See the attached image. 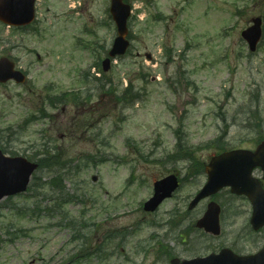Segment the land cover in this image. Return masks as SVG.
<instances>
[{
    "label": "rangeland",
    "instance_id": "rangeland-1",
    "mask_svg": "<svg viewBox=\"0 0 264 264\" xmlns=\"http://www.w3.org/2000/svg\"><path fill=\"white\" fill-rule=\"evenodd\" d=\"M130 1L132 55L113 63L105 76L95 64L105 58L116 37L110 21L111 26L98 27L109 19V0H47L39 6L41 19L27 33L0 24V57H9L29 74L26 85L0 84V142L5 139L10 154L37 160L41 145L52 136L55 143L50 145L66 153L73 166L81 160L85 172H65L67 193L78 190L81 199L67 211L78 220L86 209V221L103 223L97 231L84 232L97 234L94 243H103L104 235L114 238L104 258L77 259L67 222L40 213L51 207L45 194L52 193L50 183L56 176L40 171L36 178L44 184L42 192L0 206V264H169L173 258L204 257L222 248L252 255L264 246V229L253 232L250 226V202L228 189L213 199L223 209L217 240L194 231L210 200L189 211L207 181L205 165L222 150L206 147L209 142L225 135L229 151L255 150L264 140V42L250 57L241 37L252 19L264 18V0ZM70 5H80L76 14ZM89 30L94 35H88ZM165 45L172 49L170 61ZM88 70L100 79L90 85L95 89L90 100L75 102L73 95L56 111L48 106V97L84 88L82 76ZM178 71L190 78V88ZM141 75L147 76L145 81ZM130 83L142 101L123 110L121 96ZM42 109L50 119L16 130ZM180 126L181 143L175 134ZM8 128L19 135L9 140ZM200 146L205 148L197 149ZM88 156L95 157L96 165ZM172 156L177 160H170ZM175 172L183 180L181 189L156 213H145L142 207L152 197L154 183ZM92 195L94 204L84 207L81 201ZM20 229L26 236L14 239ZM141 247L149 253H140Z\"/></svg>",
    "mask_w": 264,
    "mask_h": 264
},
{
    "label": "water",
    "instance_id": "water-1",
    "mask_svg": "<svg viewBox=\"0 0 264 264\" xmlns=\"http://www.w3.org/2000/svg\"><path fill=\"white\" fill-rule=\"evenodd\" d=\"M35 0H0V20L14 26L27 25L33 21ZM115 21L118 27V37L115 40L110 56L115 58L124 55L129 48L128 18L130 7L125 6L122 0H113ZM254 26L243 32V37L248 41L252 51L262 36V19L257 18ZM150 58V56H148ZM104 69H110V59L104 62ZM15 80L24 83L25 76L14 71V65L8 60L0 61V82L5 83ZM37 165L27 162L23 158H6L0 150V200L8 195L24 192L30 182L31 175L37 169ZM260 167L264 172V142L258 146L255 152L239 150L225 153L215 158L207 169L209 175L208 184L191 204L193 209L202 199L217 193L220 189L230 186L232 192L247 195L254 207L253 223L258 229L264 225V191L258 181L253 180L251 174L255 168ZM177 188L174 178L156 186L155 197L146 204V211H155L164 199L171 197ZM219 207L212 203L198 227L205 228L208 232L219 233L218 227ZM172 264H264V250L251 257H237L230 252H223L219 256L206 259H196L180 263L174 260Z\"/></svg>",
    "mask_w": 264,
    "mask_h": 264
},
{
    "label": "trees",
    "instance_id": "trees-1",
    "mask_svg": "<svg viewBox=\"0 0 264 264\" xmlns=\"http://www.w3.org/2000/svg\"><path fill=\"white\" fill-rule=\"evenodd\" d=\"M85 80H89L88 78H85ZM132 88V87H131ZM128 89L124 91L122 95L121 102L124 104H134L137 100H139V96L134 94L132 92V89ZM63 98L59 99V102L62 101ZM54 105V103H53ZM9 132V131H7ZM221 136L220 139L216 141V145L221 151L227 150L224 148L226 146L224 139ZM0 143H3L2 141ZM48 144L42 145L41 147V158L39 159L40 163V170H49L53 171V173L56 174L54 179L51 181L50 186H54L55 190L59 193V199L57 201V207H59L58 212L62 213L63 210H66V205L71 203H76L78 201L77 192L74 195H68L66 193L65 187L63 186V182L65 180V172L67 171L70 175H78L81 172H85V168L82 167V165H75L72 166V161H68V158L66 159L67 154H61L59 147H47ZM52 148V149H51ZM81 163V162H80ZM39 170V171H40ZM79 176V175H78ZM39 187L37 186V183H34L31 189H35L34 191H37ZM64 214V213H62ZM65 218L68 219L67 214H65Z\"/></svg>",
    "mask_w": 264,
    "mask_h": 264
}]
</instances>
